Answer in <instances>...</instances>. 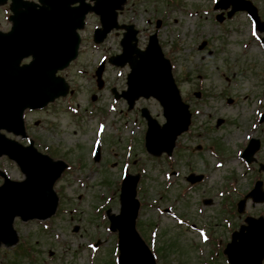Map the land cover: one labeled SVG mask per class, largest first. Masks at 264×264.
<instances>
[{"label": "rangeland", "instance_id": "rangeland-1", "mask_svg": "<svg viewBox=\"0 0 264 264\" xmlns=\"http://www.w3.org/2000/svg\"><path fill=\"white\" fill-rule=\"evenodd\" d=\"M251 1L264 20V0ZM212 2L126 0L118 12L119 24H133L138 29L140 48L155 30V20L164 19L156 30L160 46L173 65L182 97L191 111H198L192 112L188 132L177 139L183 149L177 147L175 156L172 153L173 158L167 159L156 158L144 148L146 123L140 109L146 108L162 123L158 102L140 98L128 111L125 101L111 94L112 87L118 92L125 88L128 66L107 64L101 89L91 80L100 57L120 51L122 29L112 30L102 44L95 45L91 33L98 26V16L90 13L86 17L79 57L60 73L69 84L68 95L24 117L28 136L37 138L34 145L38 149L49 148L67 162L82 165L73 167L55 185L62 196L53 218L44 223L14 219L17 243L22 239L31 243L38 257L35 264H116L117 237L108 230L106 210L109 214L119 210L116 184L125 169L141 174L135 227L152 251L158 250L156 264H224L217 246L229 241L231 231L238 230L246 216L264 217L261 202L246 200L243 213L234 208L258 174L264 180V171H258L259 164H264V120H258L264 113V43L258 40L245 12L218 22L219 10H213ZM6 9L8 3L0 6L1 31L9 29ZM250 137L258 138L260 147L256 161L246 164L238 153ZM97 144L100 158L94 162ZM127 150L130 156L125 158ZM0 170L11 179L23 178L17 165L4 156L0 157ZM191 172L204 174L203 180L190 185L186 176ZM229 183L230 209L216 195ZM167 207H172L171 213H163ZM74 225L78 230L73 231ZM202 228L211 242L201 240ZM19 247L23 249V245ZM11 250L0 244V264H11ZM17 262L30 264L26 256Z\"/></svg>", "mask_w": 264, "mask_h": 264}, {"label": "water", "instance_id": "water-1", "mask_svg": "<svg viewBox=\"0 0 264 264\" xmlns=\"http://www.w3.org/2000/svg\"><path fill=\"white\" fill-rule=\"evenodd\" d=\"M5 0H0V3ZM47 7L35 8L32 5L13 0L14 24L9 33L0 32V129L12 131L24 136L22 112L26 107H41L59 95H64L67 85L64 79L55 76L75 58L79 43L76 29L83 24L84 14L89 8L68 7L69 0H41ZM124 0H99L93 9L100 15L103 30L95 31V41H101L105 34L116 27L115 9ZM223 0H220V2ZM237 3L234 9H246L259 23L255 9L245 0H232ZM23 6L24 10L19 9ZM223 5V7H226ZM232 13V12H231ZM264 29V23H259ZM263 25V26H262ZM125 32L120 41L122 53L113 56L109 62L123 65L128 62L130 72L127 75V90L123 96L132 105L139 96H153L163 107L166 123L158 128L157 123L147 113V143L164 139H174L186 127L187 107L180 100L178 90L170 73V64L163 57L156 35L149 37L145 50L136 47V30L132 25L123 26ZM31 55L29 64L19 65L22 58ZM102 67L96 73L100 76ZM102 82L99 84V87ZM258 147H247L249 155ZM169 151V150H168ZM6 154L15 160L25 173L23 181L5 180L0 186V241L10 245L16 235L11 227L15 215L23 219L44 218L54 210L56 198L52 192V183L58 176L62 164L53 162L42 155L30 144L23 147L0 133V155ZM191 178V177H190ZM198 179V177H196ZM253 192H256L255 195ZM248 195L253 200H261L262 193L256 188ZM132 187L126 198L131 201ZM126 201L122 204V215L117 217L119 233L120 264H154L152 256L133 228L136 205ZM244 200L239 203L242 209ZM261 221V220H260ZM249 219V225L232 235V241L225 252L230 264H260L264 252V229Z\"/></svg>", "mask_w": 264, "mask_h": 264}]
</instances>
